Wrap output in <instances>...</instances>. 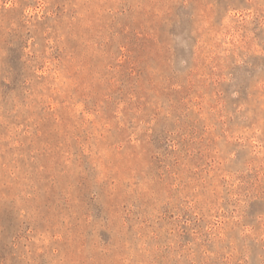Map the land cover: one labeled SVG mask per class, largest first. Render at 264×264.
Returning <instances> with one entry per match:
<instances>
[{
	"label": "rangeland",
	"instance_id": "1",
	"mask_svg": "<svg viewBox=\"0 0 264 264\" xmlns=\"http://www.w3.org/2000/svg\"><path fill=\"white\" fill-rule=\"evenodd\" d=\"M0 264H264V0H0Z\"/></svg>",
	"mask_w": 264,
	"mask_h": 264
}]
</instances>
